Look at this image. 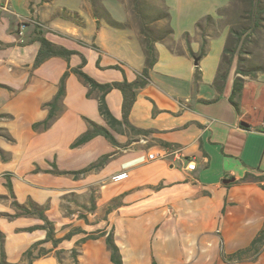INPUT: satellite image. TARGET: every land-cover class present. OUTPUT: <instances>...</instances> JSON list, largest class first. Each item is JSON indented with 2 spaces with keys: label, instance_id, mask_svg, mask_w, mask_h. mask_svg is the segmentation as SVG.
I'll return each mask as SVG.
<instances>
[{
  "label": "crops",
  "instance_id": "crops-1",
  "mask_svg": "<svg viewBox=\"0 0 264 264\" xmlns=\"http://www.w3.org/2000/svg\"><path fill=\"white\" fill-rule=\"evenodd\" d=\"M161 1L169 20L159 25L173 33L155 44L156 62L127 113L122 92L111 89L104 101L116 122L108 124L102 92L69 72L44 126L67 70L80 67L98 84L139 78L146 67L140 35L122 0H0V259L2 250L8 264H113L106 236L82 241L99 231L113 235L122 264H264V240L230 258L264 230V69L241 74L234 58L218 78L227 27L206 37L203 56L192 55L201 48L196 23L220 19L228 0ZM37 31L75 53L35 65ZM236 79L237 109L230 102ZM88 121L117 144L97 134L71 147ZM103 156L96 169L65 173ZM34 205L53 223L55 239L81 231L45 241Z\"/></svg>",
  "mask_w": 264,
  "mask_h": 264
},
{
  "label": "trees",
  "instance_id": "trees-1",
  "mask_svg": "<svg viewBox=\"0 0 264 264\" xmlns=\"http://www.w3.org/2000/svg\"><path fill=\"white\" fill-rule=\"evenodd\" d=\"M126 7L128 8V11L130 13V16H132L133 21L135 23V28L140 35L141 42L144 48L145 56H146V67L144 68L143 72L141 73L140 77L137 78L134 82L128 83L127 81L122 82H115L111 84H98L95 82L92 78H90L87 74H85L80 67L78 68H71L70 70H67L63 76L60 79L59 83V89L58 92L54 98V100L48 104L49 106V113L47 118L40 123L39 125L47 126L50 124V122L54 119L55 111L59 102V99L62 97L64 92V84L65 79L68 76L69 72L74 73L78 76L84 83L88 84L90 88L92 89H99L102 92V95L99 99V111L102 117L108 122V124H112L113 122H116L112 115L110 114L105 101H104V95L110 91L111 89H119L123 96H124V104L123 109L124 112L127 113V110L129 109L132 98L129 99L130 96L134 95V88L139 85H144L146 83V80L148 78V69H150L154 63L156 62V49L155 44L157 42H162L165 39H169L172 36V29L169 26L168 23L162 24L161 28L157 29L156 23L157 22H167L169 20V13L167 9L164 7V9L156 11L151 9L147 6L146 0H129V4H126ZM218 16L220 19L227 20L226 26L228 27V35L226 38L224 50H223V57H222V67L225 65V70L222 73H219L218 78H224L225 74L227 73V70L230 67V64L232 63L234 58H237V64H238V71L241 74H246L247 69L243 66L244 58L242 56V53H244L245 44L254 36H259L260 34L264 35V0H228V5L219 10ZM216 23V20L212 16H206L201 21L196 23V29L198 30L200 37H201V48L200 51L197 54H192L193 56H203L205 54V45L208 36L207 29L212 27ZM113 24H117L114 23ZM183 37L188 42L189 36L187 33L183 34ZM35 40H37L40 43V48L37 53L36 59H35V65L40 64L45 59L53 57V56H59L66 60L69 59V57L74 54L75 52L64 49L60 46L54 45L50 41H48L40 31H37ZM2 44L0 43V47ZM242 89V84L239 83V80L236 79L234 81L233 86V92L232 97L230 98V102L235 106L237 109V102L233 100V96H235L240 90ZM134 97V96H133ZM97 134H101L105 136L112 144H117L113 136L109 133V131L94 122L88 121V130L80 135L72 144L71 147H78L84 143H86L88 140H90L92 137H94ZM109 156H103L96 162L90 164L89 166L85 167L84 169L76 172H65L68 174H72L75 177L79 176L82 173H85L87 171H90L92 169H96L100 166H102ZM16 207L21 208L18 206L17 203H15ZM37 217L42 219L44 221L43 228L47 231V238L45 241L52 240L54 244H57L58 242L69 239L73 234L80 232L81 230H73L63 236L60 239L54 238V227L53 223L47 220V218L43 214V210L36 205H34ZM23 213L30 214L29 210L26 208H22ZM99 236H106V244L107 248L110 251V258L113 264H122L121 255L119 252L118 247L115 245L113 240V235L111 233H107L106 231H99L88 234L85 238L82 239V241H85L87 239L97 238ZM264 240V230H262L259 235L252 241L250 247L247 249L238 251L237 253L230 256V258H238L241 254L247 253L251 251L252 249H257L259 245ZM41 243H35L31 246V248L25 253L26 256H31L33 249H35L38 245ZM44 249L41 250L43 253ZM41 253V254H42ZM73 256H75L76 252L73 251ZM59 254V253H58ZM59 256V255H58ZM0 264H8L5 261V257L3 254V251L1 250V259ZM152 264H156L153 262Z\"/></svg>",
  "mask_w": 264,
  "mask_h": 264
},
{
  "label": "rangeland",
  "instance_id": "rangeland-1",
  "mask_svg": "<svg viewBox=\"0 0 264 264\" xmlns=\"http://www.w3.org/2000/svg\"><path fill=\"white\" fill-rule=\"evenodd\" d=\"M122 1L125 4H129V0H122ZM146 2H147V6L153 10L159 11L164 9L161 0H146ZM130 21L132 25H135L132 16H130ZM226 22L227 20H225L224 18L218 19L212 27L207 29L208 34L215 35L217 31L221 30L224 27H227L225 25ZM161 26L162 25H159V22L156 23L157 29L161 28ZM242 56L244 58L243 66L245 69H256V68L264 69V35L260 34L259 36L257 35L251 38L245 44L244 53H242Z\"/></svg>",
  "mask_w": 264,
  "mask_h": 264
},
{
  "label": "built area",
  "instance_id": "built-area-1",
  "mask_svg": "<svg viewBox=\"0 0 264 264\" xmlns=\"http://www.w3.org/2000/svg\"><path fill=\"white\" fill-rule=\"evenodd\" d=\"M165 153L166 152H163L162 154H160V157H163L165 155ZM154 158H155V155L154 154H152V153L151 154H148V159L153 160ZM185 168L187 170H189V171L193 170L195 168L194 161L193 160L188 161L187 164H186V166H185ZM124 177H125V174L123 173V174H118V175L112 177V179L118 180V179H122Z\"/></svg>",
  "mask_w": 264,
  "mask_h": 264
},
{
  "label": "water",
  "instance_id": "water-1",
  "mask_svg": "<svg viewBox=\"0 0 264 264\" xmlns=\"http://www.w3.org/2000/svg\"><path fill=\"white\" fill-rule=\"evenodd\" d=\"M197 62H198V58H195L194 59V64L197 65Z\"/></svg>",
  "mask_w": 264,
  "mask_h": 264
}]
</instances>
